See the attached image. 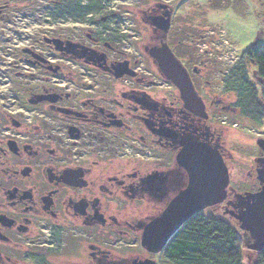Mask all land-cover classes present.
Instances as JSON below:
<instances>
[{"label": "flooded vegetation", "instance_id": "af4514ba", "mask_svg": "<svg viewBox=\"0 0 264 264\" xmlns=\"http://www.w3.org/2000/svg\"><path fill=\"white\" fill-rule=\"evenodd\" d=\"M167 13L172 28L167 6L154 16ZM88 17L70 20L84 25ZM91 37L90 45L55 38L68 50L48 45L68 55L69 66L41 58L29 63L51 79H31L37 93L23 95L20 111L0 115V264H138L163 256L142 247L144 229L188 182L145 225L118 215L129 214L141 199L171 198L172 161L190 140L208 143L224 159L203 132L209 118L186 110L180 91L150 56L151 48L169 45L167 34L116 61L106 52L110 44ZM169 47L204 101V82L188 64L195 57ZM234 182L227 199L231 186L241 199L231 205L243 211L242 199L248 196L251 205L253 195L264 192V170L249 174L244 192Z\"/></svg>", "mask_w": 264, "mask_h": 264}, {"label": "rangeland", "instance_id": "374dc122", "mask_svg": "<svg viewBox=\"0 0 264 264\" xmlns=\"http://www.w3.org/2000/svg\"><path fill=\"white\" fill-rule=\"evenodd\" d=\"M58 1L9 0L0 7V115L20 111L23 95L37 93L31 79H51L47 74H37L29 63L41 58V62L69 66V56L58 54L46 44L45 38L81 40L90 45L86 40L92 36V40L97 38L96 41L110 44L106 52L111 61H116L121 54L134 55L137 49L141 52L145 46L159 43L164 34L152 26L149 17L167 6L172 12V28L167 34L169 45L193 54L195 58L188 64L204 82L202 95L209 119L202 123L203 132L212 136L211 143L222 152L231 184L235 181L238 192H244L249 174L256 175L258 168L264 170V121L255 125L234 111L236 97L224 91L222 80L248 49L264 50V0H220L215 6H211L210 0H101L102 12L88 17L84 25H74L68 18H53L51 13ZM116 37L118 42L113 41ZM244 62L250 80L262 95L263 81L256 76L254 65ZM65 74L66 71L62 75ZM171 181L170 199L158 196L141 199L129 214L118 215L120 221L145 225L165 209L177 190L187 185V174L177 165L175 156ZM228 190L225 202L202 214L229 223L241 238L243 264H256L260 243L240 221L242 211L231 205L232 200L241 201L236 190L231 186ZM138 232L140 235L142 229ZM152 259L157 264H170L162 255Z\"/></svg>", "mask_w": 264, "mask_h": 264}, {"label": "water", "instance_id": "95a60500", "mask_svg": "<svg viewBox=\"0 0 264 264\" xmlns=\"http://www.w3.org/2000/svg\"><path fill=\"white\" fill-rule=\"evenodd\" d=\"M154 28L165 35L171 29V15L150 16ZM58 50L63 48L59 39L47 40ZM150 56L156 60L165 78L181 93L187 111L207 120L209 118L203 99L195 90L187 69L175 56L166 42L160 47L150 49ZM127 63L119 65V74ZM117 74V77H119ZM177 163L188 174L187 187L174 197L166 210L144 229L142 247L157 255L164 251L170 240L195 215L208 208L222 204L227 199V188L230 183L228 168L221 153L206 142L190 140L177 155ZM240 221L264 246V192L253 195L252 204L245 210ZM138 264H156L153 260L140 261Z\"/></svg>", "mask_w": 264, "mask_h": 264}, {"label": "trees", "instance_id": "16d2710c", "mask_svg": "<svg viewBox=\"0 0 264 264\" xmlns=\"http://www.w3.org/2000/svg\"><path fill=\"white\" fill-rule=\"evenodd\" d=\"M21 3L23 0H12ZM217 1L210 0L211 6ZM9 0H0L4 7ZM101 0H59L53 9V18L85 20L102 12ZM113 40L115 42H118ZM45 38L46 44H50ZM244 60L255 67L256 76L264 83V50L248 49L241 62L230 69L223 78L224 91L233 94L236 102L234 111L255 125L264 121V92L260 94L250 80ZM247 201V203L245 202ZM243 211L249 207L250 198L242 199ZM163 259L170 264H243V249L239 234L233 227L220 219L207 218L202 213L195 215L170 240L163 252ZM256 264H264V246L259 250Z\"/></svg>", "mask_w": 264, "mask_h": 264}]
</instances>
